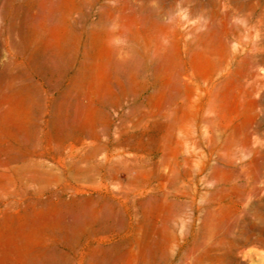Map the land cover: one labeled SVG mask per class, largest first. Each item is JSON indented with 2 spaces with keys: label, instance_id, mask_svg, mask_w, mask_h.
<instances>
[{
  "label": "rangeland",
  "instance_id": "374dc122",
  "mask_svg": "<svg viewBox=\"0 0 264 264\" xmlns=\"http://www.w3.org/2000/svg\"><path fill=\"white\" fill-rule=\"evenodd\" d=\"M0 264H264V0H0Z\"/></svg>",
  "mask_w": 264,
  "mask_h": 264
}]
</instances>
